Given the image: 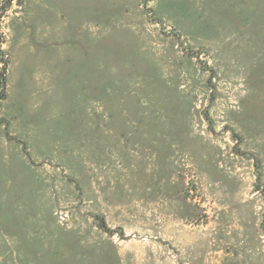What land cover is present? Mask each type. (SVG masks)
<instances>
[{"label":"rangeland","instance_id":"rangeland-1","mask_svg":"<svg viewBox=\"0 0 264 264\" xmlns=\"http://www.w3.org/2000/svg\"><path fill=\"white\" fill-rule=\"evenodd\" d=\"M1 72L0 264H264V0H0Z\"/></svg>","mask_w":264,"mask_h":264},{"label":"trees","instance_id":"trees-1","mask_svg":"<svg viewBox=\"0 0 264 264\" xmlns=\"http://www.w3.org/2000/svg\"><path fill=\"white\" fill-rule=\"evenodd\" d=\"M2 71L4 73L5 68H3ZM3 73L2 72L0 73V89H1V91L4 89V75H3ZM1 95H2V97L0 96L1 97L0 99L4 98V94H1Z\"/></svg>","mask_w":264,"mask_h":264}]
</instances>
